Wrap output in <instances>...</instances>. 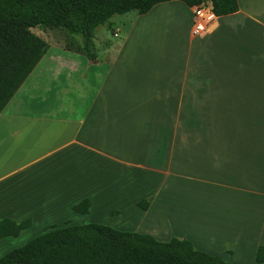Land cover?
Wrapping results in <instances>:
<instances>
[{
  "label": "crops",
  "instance_id": "0c3cea01",
  "mask_svg": "<svg viewBox=\"0 0 264 264\" xmlns=\"http://www.w3.org/2000/svg\"><path fill=\"white\" fill-rule=\"evenodd\" d=\"M237 2V11L213 14L204 39H192L193 7L183 1L132 10L163 20L152 22V32L173 37L158 59L104 37L102 29L117 36L127 17L109 19L100 36L96 30L95 60L81 45L50 42L48 30L31 28L49 48L0 112V219L31 220L17 237L33 230L29 240L100 210L118 211L117 222L107 221L114 228L138 232L137 213L148 216L162 202L175 207L160 198L183 175L219 189L213 221L192 225L214 228L218 242L211 247L190 231L176 237L223 259L246 245L255 255L264 244V0ZM85 198L88 211H73ZM127 218L135 224L124 225ZM17 237L0 239V257L19 247Z\"/></svg>",
  "mask_w": 264,
  "mask_h": 264
},
{
  "label": "trees",
  "instance_id": "16d2710c",
  "mask_svg": "<svg viewBox=\"0 0 264 264\" xmlns=\"http://www.w3.org/2000/svg\"><path fill=\"white\" fill-rule=\"evenodd\" d=\"M169 0H0V112L24 82L49 44L31 28H61L78 35L87 58H98L94 34L113 15L136 10L147 12ZM193 7L209 6L214 15L238 10L237 0H180ZM146 209V200L138 202ZM85 198L72 206L85 213ZM31 220L0 219V239L17 236ZM255 261L264 264V244L256 248ZM0 264H232L220 256L196 249L186 238L166 241L147 233L120 230L97 222L51 227L0 257Z\"/></svg>",
  "mask_w": 264,
  "mask_h": 264
},
{
  "label": "rangeland",
  "instance_id": "374dc122",
  "mask_svg": "<svg viewBox=\"0 0 264 264\" xmlns=\"http://www.w3.org/2000/svg\"><path fill=\"white\" fill-rule=\"evenodd\" d=\"M136 15L137 13L135 11H128L123 14H115L110 18V21H113L114 24H117V22H119L121 19H125V17L129 19V21L127 22L125 20L123 21V24L125 23L126 26L124 27L121 25V28H119L120 31H117V36H114L111 30L107 31L106 33L103 31L101 27H105V29L107 28L108 30V24H103L104 26L100 25L97 29H102L101 31L104 37H106L107 41H109L112 46H120L124 42H127V44L129 45L138 47V50L141 54L149 52L153 55V59H158L159 52L161 50H166L169 48V45L173 42V37H167L166 34H162L161 32L157 34L152 32V22L162 23L164 22L163 20L155 21L152 20L151 17L137 18L138 15ZM175 20H177L176 17ZM141 21H143L144 24L142 27H139ZM130 27H134L136 30L129 37H127L128 29ZM38 28L44 29V31L48 30L47 32L45 31V36L50 42H70L73 45H81L80 37L78 35L69 34L64 29L35 27L33 28V31L36 32ZM101 31L98 33V36H100ZM106 39L100 38L98 40V43L103 44L106 42ZM197 44V40H190L191 46H195ZM97 54L99 58V54H101V52H97ZM105 54L106 53H104L103 55L102 53V58L106 56L105 60L110 59V55ZM176 160V158L173 159V165L174 162L176 163ZM173 168V170H179L180 173L182 172V168L178 169V166L174 165ZM179 177L174 178L173 180L174 188L172 187L164 197L161 196L160 198V201H164L167 199L172 200L171 203H174L175 207L172 208L170 206L172 208L170 209L162 202L161 204L155 205V207L152 208V212L148 216L137 213V222L141 223V226L138 228L140 231L138 232H157V234L159 233L160 235H162L163 240H168L172 236H178L177 234H175L176 232L179 233L190 231L194 235L197 234L200 238H204L203 240L206 242V244L210 245L211 247L215 246L216 244L214 242H218V239L216 241H212V237L210 236V234H212V236L218 235V233L214 232L216 231L214 228H210L209 226L197 227V225H195V227H192V225H194V223L197 224L213 221V216H211L210 211L214 212L216 202L215 193H217L219 189L215 185H208L200 181L188 180L183 175ZM142 200H146L148 204L150 203V198H145ZM112 213L113 214L111 215L106 210H100L99 212L93 211L89 219H82L81 217H79L78 220L80 221L77 222H97L112 226L111 224L107 223V221L110 220L109 217L112 221L116 220V222L120 217V215H118V218L115 219L117 215L114 214H118V211H112ZM123 224L132 226L135 224V222L133 219L127 218L125 221H123ZM211 224H213V222H211ZM33 232L34 231L32 230L28 233L23 234V236H16L17 238L15 240H17V242L15 243V246H20L21 242H26L27 239L25 238ZM182 236L184 237V235ZM200 246L201 245H197L198 248ZM244 248L245 250L242 253H237L235 258L224 260H227L232 264H257L254 255H251V252L247 250L249 247L246 245Z\"/></svg>",
  "mask_w": 264,
  "mask_h": 264
},
{
  "label": "built area",
  "instance_id": "2783aa9c",
  "mask_svg": "<svg viewBox=\"0 0 264 264\" xmlns=\"http://www.w3.org/2000/svg\"><path fill=\"white\" fill-rule=\"evenodd\" d=\"M193 15L194 29L192 39H204L215 25L213 13L207 4L200 3L193 6Z\"/></svg>",
  "mask_w": 264,
  "mask_h": 264
}]
</instances>
